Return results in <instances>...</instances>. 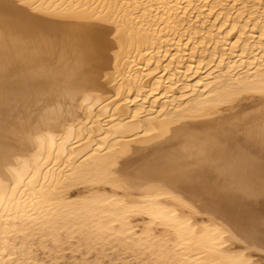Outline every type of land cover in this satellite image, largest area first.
Here are the masks:
<instances>
[{
    "label": "bare ground",
    "instance_id": "obj_1",
    "mask_svg": "<svg viewBox=\"0 0 264 264\" xmlns=\"http://www.w3.org/2000/svg\"><path fill=\"white\" fill-rule=\"evenodd\" d=\"M34 236L264 264V0H0V264Z\"/></svg>",
    "mask_w": 264,
    "mask_h": 264
},
{
    "label": "rangeland",
    "instance_id": "obj_2",
    "mask_svg": "<svg viewBox=\"0 0 264 264\" xmlns=\"http://www.w3.org/2000/svg\"><path fill=\"white\" fill-rule=\"evenodd\" d=\"M189 31L190 30L188 29L187 32ZM233 33L234 32L232 31V34L229 35V37H232L230 38L232 40H234L236 37L234 36L236 34ZM37 238H38L37 236H34L33 238L28 237V240L31 242L28 243V245L26 246H28L27 248H30L32 252H30L28 255L25 256L28 258H32L31 260L34 261L35 264L36 263L38 264H184L181 261H178L179 259L165 260L161 255L162 250L164 249L162 247L159 248L162 249L161 251L156 248L157 250H159L158 252L156 249L152 250L149 246H146L145 243L143 244L145 246H142L141 244H137L139 246L141 245L140 247L136 246V244L134 246L133 245L134 243L131 244L130 243L131 241L129 240L128 241L125 240L126 242L123 241L124 243L119 242L116 239L115 240L113 239L112 241H108L109 239L105 240L108 242L105 241L103 242L101 240L102 242L98 241L97 243L91 241V243L92 242L94 243L93 245V243L89 244L90 241H86V242L81 241L80 243L72 238L71 239L68 238L66 240L64 239V241L61 242H51L46 239L45 241L43 239L41 240V242H43L41 245L39 242H37L38 241ZM33 239L35 240V242H33L34 241ZM163 241H168V240L165 239ZM32 242L34 243L33 245ZM45 243L48 244L46 246H43L45 245ZM164 243H161V245L164 244L163 246L171 247L170 241ZM233 243L234 246L241 244V242L238 240H235ZM179 248L180 247L178 248L176 247L177 250ZM153 251L154 252L157 251V252L154 253ZM182 251L184 252V250H178L177 253L182 254L183 253ZM249 252L252 256H257V251L250 249ZM190 253H187L186 251L185 255L189 254L190 256L191 255L194 256L196 254V252H190ZM261 256L262 258H260V260H263L264 253H262ZM184 259L186 258H183V260Z\"/></svg>",
    "mask_w": 264,
    "mask_h": 264
}]
</instances>
